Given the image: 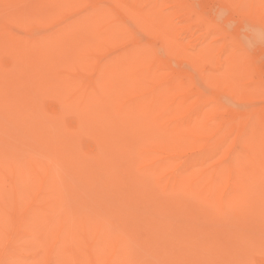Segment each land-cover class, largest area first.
I'll return each mask as SVG.
<instances>
[{
    "label": "bare ground",
    "instance_id": "6f19581e",
    "mask_svg": "<svg viewBox=\"0 0 264 264\" xmlns=\"http://www.w3.org/2000/svg\"><path fill=\"white\" fill-rule=\"evenodd\" d=\"M116 1L0 0V264H264V109Z\"/></svg>",
    "mask_w": 264,
    "mask_h": 264
},
{
    "label": "rangeland",
    "instance_id": "374dc122",
    "mask_svg": "<svg viewBox=\"0 0 264 264\" xmlns=\"http://www.w3.org/2000/svg\"><path fill=\"white\" fill-rule=\"evenodd\" d=\"M116 2L109 20L131 30L143 14L155 11L154 21L174 44L164 55L169 66L196 67L215 79L225 76L243 93L233 96L235 101L264 109V29L259 35L250 32L254 14L264 20V0H133L130 11L125 8L127 1ZM222 91L226 94V89ZM231 110H221L224 119Z\"/></svg>",
    "mask_w": 264,
    "mask_h": 264
}]
</instances>
